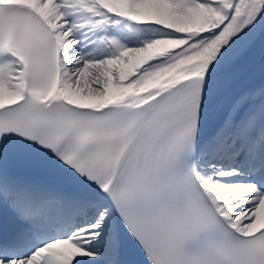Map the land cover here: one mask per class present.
Wrapping results in <instances>:
<instances>
[{"label":"snow or ice","instance_id":"6c2138e0","mask_svg":"<svg viewBox=\"0 0 264 264\" xmlns=\"http://www.w3.org/2000/svg\"><path fill=\"white\" fill-rule=\"evenodd\" d=\"M0 264H264V0H0Z\"/></svg>","mask_w":264,"mask_h":264}]
</instances>
